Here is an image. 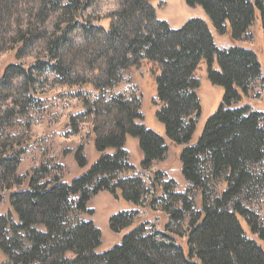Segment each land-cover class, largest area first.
Listing matches in <instances>:
<instances>
[{"label":"trees","instance_id":"trees-1","mask_svg":"<svg viewBox=\"0 0 264 264\" xmlns=\"http://www.w3.org/2000/svg\"><path fill=\"white\" fill-rule=\"evenodd\" d=\"M97 1L0 0V54L6 45H14L19 60L36 44L44 45L42 60L27 68L11 63L0 70V204L4 191L15 188L8 194L10 210L0 214V264H264V220L251 208L264 196V114L240 105L262 77L255 53L238 45L217 48L199 19L171 29L155 18L151 0H119V8L104 17L108 27L99 24L101 19L92 24L83 13ZM184 2L202 8L214 29L233 43L250 38L258 13L264 50V0ZM27 3L31 6L23 12ZM75 32L80 40L72 37ZM144 64L156 82L157 119L172 143L187 144L195 131L201 112L199 68L205 66L208 80L223 88L222 103L197 143L180 154L186 190L170 192L172 180L165 187L179 207L166 205L164 212L177 226L186 221L184 243L177 232H148L143 223L125 233L120 244L98 252L100 231L79 219L92 214L87 209L90 198L108 191L138 206L148 193L140 176L119 177L134 169L125 137L137 139L142 171L163 161L168 151L164 139L141 123L140 98L112 93L125 72ZM42 74L52 75L54 84L95 96L83 100L80 117L93 122L99 157L70 184L59 176L46 181L48 167L32 171L28 179L17 172L25 146L10 130L17 116H26L39 102L36 84ZM83 151L78 146L75 152L80 168L87 165ZM164 176L158 170L151 182L155 185ZM25 181L27 188L17 190ZM137 215L132 210L112 216L110 230L120 234Z\"/></svg>","mask_w":264,"mask_h":264},{"label":"rangeland","instance_id":"rangeland-1","mask_svg":"<svg viewBox=\"0 0 264 264\" xmlns=\"http://www.w3.org/2000/svg\"><path fill=\"white\" fill-rule=\"evenodd\" d=\"M151 5L154 9L155 18L158 21L166 22L173 30L180 29L191 19H199L207 24L213 43L217 48L225 49L231 45H238L252 49L261 66L262 77L252 85L247 97L242 99L240 105H249L254 110L264 114V50L261 21L258 13H256L255 21L249 31L250 38L246 41L241 40L233 43L229 40L228 35H220L214 29L204 10L198 6L189 7L184 0H151ZM30 6L29 3L23 5V12L26 7ZM118 8L119 0H98L84 11L83 17L92 24H97V21L101 19L99 24L106 28L109 26V20L104 17ZM53 20L47 25L48 28L51 27ZM25 23L26 21H22V25H25ZM72 37L75 40H80V32H75ZM43 46L41 43L36 44L31 48L29 54L17 60L14 58L12 49L15 46L6 45L5 50L0 54V70L11 63L21 64L27 68L36 60H42L44 58ZM214 67L218 69L217 62H215ZM197 78L199 87L196 94L201 112L196 121L193 136L187 144L172 143L166 137L163 125L157 119L156 112L159 106L155 104L156 82L154 76L149 72V65L144 64L138 70L130 69L125 72L123 80L112 90L113 94L122 93L127 97L134 94L137 98H140V112L143 116L141 123L164 139L168 151L163 161L154 162L149 170L142 171L140 166L142 154L138 141L129 135L125 137V149L129 154V163L134 169L120 174L119 177L140 176L145 181L148 193L144 198V202L138 206L120 197L115 198L108 191H100L90 198L87 202V209L91 210L92 214L83 213L79 216V219L91 221L100 231L101 244L98 252L108 251L120 244L125 233L143 223L148 224L146 226L148 232H177V239L181 237L182 240L180 238L179 241L184 243L183 238L187 234L186 221L177 226L174 222H170L169 217L164 212L166 205H171V208L179 207V204L171 201L165 187L172 180L175 186L174 188L168 186L170 192L179 193L186 190L187 183L181 174L180 154L184 147L197 143L207 119L222 103L224 93L222 87L214 85L208 80L205 66L198 69ZM52 81L53 76L50 74H42L38 77L36 97L39 102L28 109L26 116H17L13 128L10 130V135L16 139L15 141H20L25 146V152L21 156L17 171L19 175H24L28 179L32 171L40 167H48L50 172L45 177L46 181H52L53 176H59L63 183L70 184L73 179L85 173L99 157L93 142V122L80 117L83 110V100L93 101L95 96L93 93L87 95V92H78L79 88L57 85ZM19 82V79H13L12 81V83ZM85 89L91 91L89 88ZM72 121L77 125V133L73 132L74 124L72 125ZM78 146H82L84 149L83 153L87 162L84 168H80L75 161V152ZM158 170L165 173V176L163 180L153 185L151 177ZM27 186V181H25L17 190H25ZM14 190L15 188L4 191L5 198L3 203L0 204V214L10 210L8 194ZM196 206L200 207L199 198L196 200ZM251 208L264 220V196ZM132 210L138 212L133 225L120 234L112 232L109 228L110 218L119 213ZM243 227L247 230L244 224ZM174 234L172 233V235ZM248 235L252 237L250 234ZM253 239L258 241L255 237Z\"/></svg>","mask_w":264,"mask_h":264}]
</instances>
